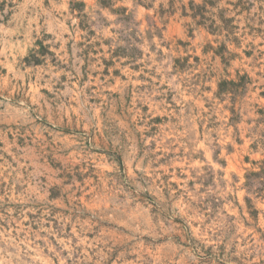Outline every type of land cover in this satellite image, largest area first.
I'll return each instance as SVG.
<instances>
[{"label":"rangeland","instance_id":"rangeland-1","mask_svg":"<svg viewBox=\"0 0 264 264\" xmlns=\"http://www.w3.org/2000/svg\"><path fill=\"white\" fill-rule=\"evenodd\" d=\"M0 264H264V0H0Z\"/></svg>","mask_w":264,"mask_h":264}]
</instances>
